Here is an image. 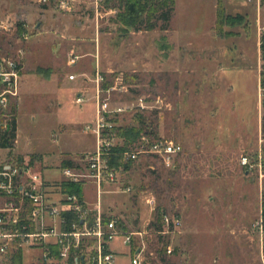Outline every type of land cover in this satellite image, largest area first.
<instances>
[{
	"label": "rangeland",
	"instance_id": "1",
	"mask_svg": "<svg viewBox=\"0 0 264 264\" xmlns=\"http://www.w3.org/2000/svg\"><path fill=\"white\" fill-rule=\"evenodd\" d=\"M105 1L0 0V56L23 67L13 154L41 155L34 168L51 183L61 178L58 160L92 153L95 137L84 126L94 117L99 73V101L126 108L107 118L113 151L123 145L114 128L135 127L138 117L152 122L153 138L182 148L173 168L151 156L132 163L121 153L105 156L127 165L99 200L101 220L116 219L112 264H130L139 250L144 264H264V228L257 225L264 196V0H175L168 30L148 32L120 30L118 10L105 9ZM78 93L86 99L81 106L73 103ZM244 156L252 168L240 165ZM80 189L93 227L95 186ZM157 210L161 232L148 229ZM122 234L133 235L129 245ZM94 241L85 237V248L71 250L67 264L92 256ZM50 253L48 261L39 252L29 264H61L57 248ZM0 264L12 262L3 256Z\"/></svg>",
	"mask_w": 264,
	"mask_h": 264
},
{
	"label": "built area",
	"instance_id": "2",
	"mask_svg": "<svg viewBox=\"0 0 264 264\" xmlns=\"http://www.w3.org/2000/svg\"><path fill=\"white\" fill-rule=\"evenodd\" d=\"M47 2L49 0H38ZM60 5H66V0H58ZM5 25L2 27L4 28ZM22 63L12 57L0 56V135L7 132L13 122L16 125L15 114L11 106L18 98ZM69 81L74 75H69ZM99 73L96 74V105L94 117L84 126L85 132L95 137V149L92 153L79 157L77 163L71 166L60 167L61 178L49 183L36 171L30 159L14 154H4L0 158V257L11 256L15 252L24 250H39L48 261L52 258L50 245L58 250V258L67 259L70 251L83 249L84 239L93 236L94 254L82 255L81 260L74 258L75 264H112V255L103 254L106 243L118 237L116 219L110 218L103 222L99 214V198L104 185L117 180L122 166L110 164L107 156L112 153L113 123L109 117H115L126 111L125 107H109L107 101H99V83L102 81ZM86 101L82 93H78L73 101L81 106ZM15 129V137H16ZM121 156L127 162H134L140 156H151L157 159L164 167L173 168L174 160L182 152L181 146L165 138H149L141 135ZM121 147L123 145H120ZM9 152L11 149L0 148V151ZM241 166L252 168L247 157L239 160ZM58 183V185H57ZM92 183L95 186L97 197V214L93 227L87 226L89 210L82 197L76 194L63 192L62 185H78ZM149 203V201H147ZM74 218L69 221L67 215ZM167 222L166 217H164ZM259 224V225H258ZM261 222L257 225L261 229ZM140 235V233H138ZM132 234H122V244L129 245ZM264 249V246H262ZM142 251V250H141ZM130 264H144L140 259V250L130 256Z\"/></svg>",
	"mask_w": 264,
	"mask_h": 264
},
{
	"label": "trees",
	"instance_id": "3",
	"mask_svg": "<svg viewBox=\"0 0 264 264\" xmlns=\"http://www.w3.org/2000/svg\"><path fill=\"white\" fill-rule=\"evenodd\" d=\"M105 9L107 10H118L116 24H118L119 29L124 32H148L153 30L167 31L169 28V22L171 21L175 12V0H106ZM259 53L261 59V71L259 84L262 89H264V32L260 36L259 42ZM262 107H264V100H262ZM15 104L11 106V112L15 114ZM152 122L145 120L141 117L137 119V125L135 127H115L114 131L117 137L121 138L123 141V146L114 149V153L120 154L126 150L129 146L136 142L141 135H146L149 138H153V131L151 130ZM15 122L12 123L11 128L0 135V148L11 149L15 141ZM30 163L33 162L34 156H30ZM110 164L116 166H122L127 168V165L119 164V158L111 157L109 159ZM131 163V162H129ZM72 162L63 159L61 166H71ZM62 191L73 193L82 197V192L80 186L78 185H62ZM261 211V225L264 228V196L261 198L260 203ZM67 219L71 221L74 217L68 214ZM161 214L156 211L155 218L153 221L149 222L148 229L154 232H161L162 225L160 223ZM158 254L160 251H157ZM106 248L103 254H106ZM72 252H70V261H73ZM69 260V259H68ZM12 264H21L20 252H15L11 256ZM71 264H74L71 263Z\"/></svg>",
	"mask_w": 264,
	"mask_h": 264
},
{
	"label": "crops",
	"instance_id": "4",
	"mask_svg": "<svg viewBox=\"0 0 264 264\" xmlns=\"http://www.w3.org/2000/svg\"><path fill=\"white\" fill-rule=\"evenodd\" d=\"M213 1V0H212ZM177 4V3H176ZM16 139H17V131H16V137H15ZM16 141L17 140H15L14 141V148H11V153L13 154V152L15 151V149H17V150H19L18 148H16ZM23 148H21L20 150H22ZM24 150V149H23ZM91 150V149H90ZM60 152L62 153V152H66V151H64V149L62 148L61 150H60ZM21 153H17V154H15V155H17V156H20V157H23L22 155H20ZM24 154V153H23ZM29 154H31V155H29V157L30 156H34V159H33V161H36L37 163H42L43 162V157L41 156V155H39V154H33V153H30L29 152ZM80 156H82V155H79L78 157H76L75 155H69V158H61L60 160H58V165L60 166V167H62L61 166V162H62V160L63 159H65V160H69V161H71L72 162V165L73 164H75V163H77L78 162V160H79V157ZM60 179V178H59ZM58 181V180H57ZM101 194H102V192H101ZM101 194H100V196H101ZM82 198H83V201H84V203L87 205V203L85 202V200H84V194L82 193ZM99 200H100V198H99ZM97 200H96V203L94 204V210H95V208H97ZM99 207H100V201H99ZM57 247L56 246H54V245H50V250H52V249H56ZM105 248H106V251H107V253H109V254H111L112 255V258H113V254H114V251L111 249V247H110V243H106V245H105ZM28 251V258H27V260L26 261H24L23 260V257H24V251H22V252H20V255H21V264H29L30 262H32L33 260H35V258H37L39 255V250H27ZM12 256V255H11ZM11 256H9V262L11 263ZM57 258H58V256H57ZM68 259V258H67ZM67 259H60L59 258V260L61 261V264H67ZM113 261V260H112Z\"/></svg>",
	"mask_w": 264,
	"mask_h": 264
},
{
	"label": "water",
	"instance_id": "5",
	"mask_svg": "<svg viewBox=\"0 0 264 264\" xmlns=\"http://www.w3.org/2000/svg\"><path fill=\"white\" fill-rule=\"evenodd\" d=\"M80 259L82 260V259H83V257H80Z\"/></svg>",
	"mask_w": 264,
	"mask_h": 264
}]
</instances>
